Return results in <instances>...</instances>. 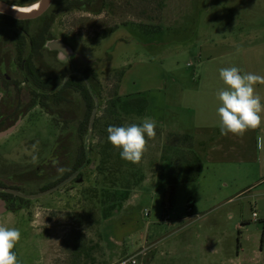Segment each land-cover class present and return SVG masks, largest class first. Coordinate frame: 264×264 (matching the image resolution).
Masks as SVG:
<instances>
[{
  "label": "rangeland",
  "instance_id": "rangeland-1",
  "mask_svg": "<svg viewBox=\"0 0 264 264\" xmlns=\"http://www.w3.org/2000/svg\"><path fill=\"white\" fill-rule=\"evenodd\" d=\"M63 1L55 0L44 18L45 24L53 18L54 39L45 45V64L52 69L45 75L97 74V128L80 178L0 214V224L21 232L14 248L18 259L22 264H115L140 254V264H264V184L255 183L256 172L207 165L198 181L177 186L171 206V173L184 171L198 154L192 141L157 128L139 163L121 159L114 148L113 171L98 169L108 142L106 126L142 123L118 102L120 82L126 94L146 96L189 85L186 78L196 76L200 61L220 51L228 54L229 46L217 48L223 41L264 40V0H103L97 14L94 4H88L90 10L59 13ZM36 25L29 24V31ZM57 41L67 43L66 53L47 47ZM23 100L28 104L31 95ZM60 133L61 125L34 106L18 130L0 140V185L35 196L59 182L65 174L46 171L42 178L37 169L51 157ZM87 137L75 135L74 147L81 142L85 147ZM170 161L171 173L162 170ZM140 176L143 183L125 190Z\"/></svg>",
  "mask_w": 264,
  "mask_h": 264
},
{
  "label": "crops",
  "instance_id": "crops-1",
  "mask_svg": "<svg viewBox=\"0 0 264 264\" xmlns=\"http://www.w3.org/2000/svg\"><path fill=\"white\" fill-rule=\"evenodd\" d=\"M220 46L217 48L229 46L228 54L220 51L200 61L196 76L192 80L186 78L189 85L185 83L180 90L177 87L166 91L160 88L149 96L145 93L126 94L121 81L118 95L122 99L145 97L147 108L140 122L148 117L155 120L156 128L166 135L192 138L204 168L207 165L225 170L243 168L252 176L256 172L255 183L264 184V151L257 149V137L264 136V120L260 128L249 130L243 136H223L219 131L217 114L221 106L217 93L227 88L219 76V70L236 66L244 72L264 76V40H225ZM255 89L257 94L264 97V84L255 85Z\"/></svg>",
  "mask_w": 264,
  "mask_h": 264
},
{
  "label": "trees",
  "instance_id": "trees-1",
  "mask_svg": "<svg viewBox=\"0 0 264 264\" xmlns=\"http://www.w3.org/2000/svg\"><path fill=\"white\" fill-rule=\"evenodd\" d=\"M103 2H104L103 0H66V3L64 4V8H66V10H74V9L90 10L88 4H94L96 11L92 10V12L97 14L101 12L102 6L104 4ZM52 22H53V18L51 19V22L45 24L46 28L44 31V36H45L44 45H46L48 41L47 34L51 27ZM34 48L36 50V46ZM45 71L48 72L46 73L48 75L49 73H51L52 69H50L44 63V79H43L41 108L45 110L48 115L52 116L58 125H61V133L58 137V140L53 149V153L50 159L47 160L46 163L43 162L38 167L37 172L41 171L42 178H47L48 175L46 171H55L53 172L54 174L56 172L65 174L60 179L59 182L53 184L52 187H49L48 189L45 190L48 191L49 189L54 188L55 186L59 185L63 181L70 178L79 168H81L85 164L86 161L85 147L82 142L81 145L79 144L77 147H74L73 137L77 135L81 140H85V138L88 136L90 119L96 104L94 101V95H96L98 98L100 97V85L97 74L92 70H85L84 72H82L83 77L74 75L72 70V71H68L69 73L66 74V76L59 78L52 76L46 77L47 75H45ZM70 74L71 76L68 79H66ZM85 80L89 82L93 93L92 91H89ZM34 82H35L34 84L35 91L33 92L34 99L32 100L30 107L36 106L37 98L38 96H40L37 95L36 92L37 90L36 87L38 86L37 81ZM118 102L124 104L125 108L130 110L140 119L144 116L145 110L147 108V100L143 96H135L127 99L119 98ZM82 103H84V105L86 106V110H83ZM75 123H77V125H76V132L74 133L72 131V125ZM112 125L124 126L119 121L117 123H113ZM108 126L109 125H107L106 128ZM96 128H97V124L95 123V126L93 128L94 131L96 130ZM183 138L184 140L192 141V138L188 136H183ZM105 147H106L105 150L106 152H104L102 156V161L98 166V169L102 172L103 171L106 172V170L113 171L114 168L112 166H109V163H111V153L114 147L109 142L105 144ZM72 154H76L75 156L76 159L74 160L73 163L71 162ZM190 165L191 166L189 167H185L184 171H181L180 173H176V175L171 173L175 168L172 161L165 163L163 165L162 170L171 173L170 175L171 206L173 205V200L176 194L177 186L180 184L194 183L198 181L202 175V171L204 167L199 155L195 156L194 162L191 163ZM38 175L40 176V174ZM78 178H80V175ZM143 179L144 177L140 176L138 182L136 181L135 184H133L131 187L125 188V190L131 192L140 185L139 183H143ZM129 196L130 195L128 193L125 194L123 198L124 203L129 199ZM9 197L13 198V196H9ZM115 212L116 210L113 211V214ZM110 215H106L105 216L106 219L109 218Z\"/></svg>",
  "mask_w": 264,
  "mask_h": 264
},
{
  "label": "flooded vegetation",
  "instance_id": "flooded-vegetation-1",
  "mask_svg": "<svg viewBox=\"0 0 264 264\" xmlns=\"http://www.w3.org/2000/svg\"><path fill=\"white\" fill-rule=\"evenodd\" d=\"M0 1L8 6L26 8L36 5L40 0ZM54 3L55 0H53L52 5ZM65 3L66 0L61 2L60 8L58 7L57 10L62 12L72 11L64 8ZM50 9L51 7L46 13ZM45 14L33 20L20 21L0 13V134L11 129L13 130L11 134L0 138V140L12 136L22 125L29 111L33 108L30 107V105L34 99V81H37L38 86L36 87V92L37 95H40L37 98L36 105L41 108L46 48L44 45V31L46 28L44 23ZM32 23H37V25L29 31L28 26ZM47 38V43L54 40L51 29L48 31ZM64 42L65 41H62V43ZM64 44L66 45L67 43L65 42ZM35 46L36 50L34 48ZM12 66L14 67V71L12 70ZM75 72L77 71L73 70V74ZM70 76L71 74L67 78ZM11 91H13V94L9 95ZM25 94L27 97L31 95L32 100L28 104L24 103L23 100ZM49 159L50 157L47 160ZM46 161L44 162L46 163ZM78 177L76 179H78ZM0 188L9 189L22 194L19 189H13L12 187L7 188L0 186ZM9 196H13V198ZM0 200L5 204L4 213H8L15 204L31 201L5 192H0Z\"/></svg>",
  "mask_w": 264,
  "mask_h": 264
},
{
  "label": "clouds",
  "instance_id": "clouds-1",
  "mask_svg": "<svg viewBox=\"0 0 264 264\" xmlns=\"http://www.w3.org/2000/svg\"><path fill=\"white\" fill-rule=\"evenodd\" d=\"M219 76L227 85L217 93L221 103L217 109L220 134L243 136L249 130L260 128L264 120V97L256 93L255 85L264 84V76L244 72L236 66L221 68ZM155 129V120L148 117L141 124L109 125L107 140L119 151L121 159L136 164L146 151L148 139L156 136ZM257 149L264 151V136L257 137ZM36 158L33 156V160ZM20 238L19 229L0 224V264H22L14 252Z\"/></svg>",
  "mask_w": 264,
  "mask_h": 264
},
{
  "label": "water",
  "instance_id": "water-1",
  "mask_svg": "<svg viewBox=\"0 0 264 264\" xmlns=\"http://www.w3.org/2000/svg\"><path fill=\"white\" fill-rule=\"evenodd\" d=\"M53 0H40L38 2V9L36 11L30 12V13H25L22 11H19L17 9V7H12V6H8L5 3L0 1V13L8 15L16 20H20V21H27V20H33L36 18H39L40 16H42L43 14L46 13V11L51 7ZM55 45V47H54ZM48 48H51V50H58L61 51L63 53L67 52L68 47L62 43L61 41H57V43H50L48 46ZM75 75H79L81 77H83V75L79 72H75ZM68 79V78H67ZM89 91H92V88L89 84V82L87 80H85ZM1 98V96H0ZM94 101L96 103V106L93 110L91 119H90V124H89V134L85 143V150H86V156L88 159V151H89V141L91 138V135L93 133V128H94V122L96 119V115H97V110H98V106H97V98L94 96ZM13 132V130H8L3 134H0V138H3L9 134H11ZM86 164L83 165L81 168H79L70 178H68L67 180L63 181L62 183H60L59 185L55 186L52 189H49L48 191H45L41 194L35 195V196H24L22 194H20L19 192H15V191H11L9 189H2L0 188V192H5V193H9V194H13L15 196H19L25 199H29V200H37L40 198H43L45 196L51 195L61 189H63L64 187H66L68 184H70L71 182H73L85 169ZM4 202L0 200V214L4 213Z\"/></svg>",
  "mask_w": 264,
  "mask_h": 264
},
{
  "label": "built area",
  "instance_id": "built-area-1",
  "mask_svg": "<svg viewBox=\"0 0 264 264\" xmlns=\"http://www.w3.org/2000/svg\"><path fill=\"white\" fill-rule=\"evenodd\" d=\"M254 216H256V214H254ZM139 257H140V254L133 255L131 257H126V258L119 260L115 264H140Z\"/></svg>",
  "mask_w": 264,
  "mask_h": 264
},
{
  "label": "bare ground",
  "instance_id": "bare-ground-1",
  "mask_svg": "<svg viewBox=\"0 0 264 264\" xmlns=\"http://www.w3.org/2000/svg\"><path fill=\"white\" fill-rule=\"evenodd\" d=\"M19 11L25 12V13H30L33 11H36L38 9V3L34 6L28 7V8H17Z\"/></svg>",
  "mask_w": 264,
  "mask_h": 264
}]
</instances>
